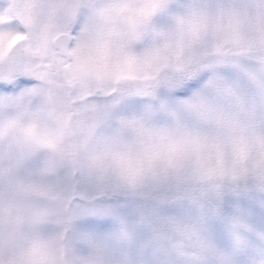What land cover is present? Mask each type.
<instances>
[{"label":"clouds","instance_id":"clouds-1","mask_svg":"<svg viewBox=\"0 0 264 264\" xmlns=\"http://www.w3.org/2000/svg\"><path fill=\"white\" fill-rule=\"evenodd\" d=\"M141 3L0 0L23 37L0 58V264H264V0ZM125 59L136 79L111 75ZM140 129L206 146L133 177Z\"/></svg>","mask_w":264,"mask_h":264},{"label":"snow or ice","instance_id":"snow-or-ice-1","mask_svg":"<svg viewBox=\"0 0 264 264\" xmlns=\"http://www.w3.org/2000/svg\"><path fill=\"white\" fill-rule=\"evenodd\" d=\"M157 7L158 0H142L141 5L133 10V15L137 19L146 21L156 11ZM11 23L12 21L10 18L0 15V58L6 54L7 49L11 48L17 40L23 38L19 35H13L12 32L8 30ZM199 26V22L194 20L191 26L193 35L198 34ZM218 54H220L219 50ZM162 61L166 63V57L157 56L154 58L156 64H160ZM138 71L139 69L132 59H125L113 65L111 75L117 80L136 79ZM9 76H11V72ZM18 79L19 77L12 79L11 83H9L3 91L5 95H8V89L15 85V87L19 88V92H13L12 95L22 100L29 92V89L23 85L16 84V80ZM3 84H5V81L0 80V85ZM175 86L183 87V81H176ZM183 103L186 105L187 110L196 115L205 118L211 117L210 106L207 101L199 95H194L190 100L184 101ZM140 131L149 138L142 155L135 160L122 156L118 157V162L126 172L133 177L139 175L146 167H151L156 161H166L169 165H173L185 153L199 152L202 147L206 146L199 134L192 130L177 129L175 132L166 135H153L151 132L145 133L144 129H140ZM24 135L29 137L36 147L55 148L56 146V137L38 133L35 128L26 129Z\"/></svg>","mask_w":264,"mask_h":264},{"label":"rangeland","instance_id":"rangeland-1","mask_svg":"<svg viewBox=\"0 0 264 264\" xmlns=\"http://www.w3.org/2000/svg\"><path fill=\"white\" fill-rule=\"evenodd\" d=\"M95 223H97V224H101V225H104L105 227L108 226V222H106V221H97V222H95Z\"/></svg>","mask_w":264,"mask_h":264}]
</instances>
